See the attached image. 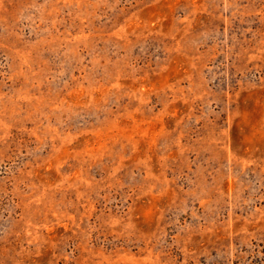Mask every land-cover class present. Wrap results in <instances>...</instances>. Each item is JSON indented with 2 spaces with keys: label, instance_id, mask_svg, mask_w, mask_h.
Masks as SVG:
<instances>
[{
  "label": "rangeland",
  "instance_id": "374dc122",
  "mask_svg": "<svg viewBox=\"0 0 264 264\" xmlns=\"http://www.w3.org/2000/svg\"><path fill=\"white\" fill-rule=\"evenodd\" d=\"M0 264H264V0H0Z\"/></svg>",
  "mask_w": 264,
  "mask_h": 264
}]
</instances>
